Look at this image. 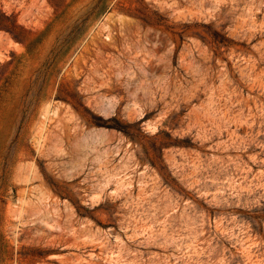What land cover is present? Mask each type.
Segmentation results:
<instances>
[{
  "label": "rangeland",
  "instance_id": "1",
  "mask_svg": "<svg viewBox=\"0 0 264 264\" xmlns=\"http://www.w3.org/2000/svg\"><path fill=\"white\" fill-rule=\"evenodd\" d=\"M0 264H264V0H0Z\"/></svg>",
  "mask_w": 264,
  "mask_h": 264
}]
</instances>
